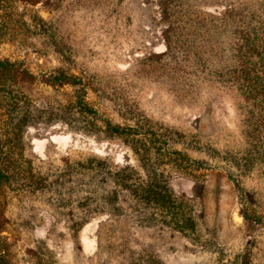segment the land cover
Listing matches in <instances>:
<instances>
[{"label": "rangeland", "instance_id": "obj_1", "mask_svg": "<svg viewBox=\"0 0 264 264\" xmlns=\"http://www.w3.org/2000/svg\"><path fill=\"white\" fill-rule=\"evenodd\" d=\"M0 59V264H264V0H0Z\"/></svg>", "mask_w": 264, "mask_h": 264}, {"label": "trees", "instance_id": "obj_2", "mask_svg": "<svg viewBox=\"0 0 264 264\" xmlns=\"http://www.w3.org/2000/svg\"><path fill=\"white\" fill-rule=\"evenodd\" d=\"M7 64H8V63H7L6 61L0 59V67H1V66H5V65H7ZM60 82H62L61 79H60ZM2 85H3V84H0V89L2 88V87H1ZM3 176H4V175H3V171H2V169H1V167H0V182H1L2 179H3ZM162 205L165 206L164 203H162Z\"/></svg>", "mask_w": 264, "mask_h": 264}]
</instances>
